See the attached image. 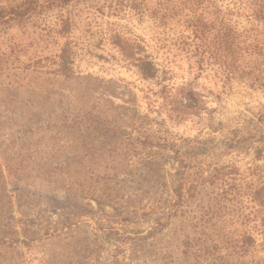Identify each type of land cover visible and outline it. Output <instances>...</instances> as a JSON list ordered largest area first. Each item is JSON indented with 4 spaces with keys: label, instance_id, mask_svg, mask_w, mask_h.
Here are the masks:
<instances>
[{
    "label": "rangeland",
    "instance_id": "rangeland-1",
    "mask_svg": "<svg viewBox=\"0 0 264 264\" xmlns=\"http://www.w3.org/2000/svg\"><path fill=\"white\" fill-rule=\"evenodd\" d=\"M130 2L72 0L0 25V264H215L191 242L198 202L154 237L156 214H145L175 168L167 145L223 138L236 120L264 111V89L224 84L213 67L193 72L179 46L183 23L140 16ZM115 32L144 45L161 66L158 77L140 74L113 45ZM67 40L70 78L53 72ZM187 88L199 93L198 115L179 102ZM207 153L197 168L254 164L247 149ZM115 230L147 237L119 244ZM261 242L241 264H264Z\"/></svg>",
    "mask_w": 264,
    "mask_h": 264
},
{
    "label": "trees",
    "instance_id": "trees-1",
    "mask_svg": "<svg viewBox=\"0 0 264 264\" xmlns=\"http://www.w3.org/2000/svg\"><path fill=\"white\" fill-rule=\"evenodd\" d=\"M71 1L8 0L0 5V25L25 22L38 10L63 7ZM129 5L140 16L183 23L179 46L193 72L201 74L213 67L215 77L224 84L238 80L264 89V0H131ZM58 32L64 38L71 33L70 19L63 21ZM111 41L144 78L158 77L160 64L137 38L115 32ZM74 54L69 40L61 44L54 55V74L72 77ZM163 72L171 74L172 69L166 67ZM198 95L194 88L185 89L179 100L183 111L202 112ZM167 146L175 168L164 180L152 211L145 214H156L147 236L161 233L186 207L198 202L197 236L191 242L215 264H241L239 258L255 249L260 239L264 244V163L260 164L264 162V111L236 120L227 126L223 138L186 137ZM246 149L252 151L254 161L246 170L232 163L205 169L195 164L207 152L227 155ZM114 233L119 244L147 237ZM191 242L187 241L188 247Z\"/></svg>",
    "mask_w": 264,
    "mask_h": 264
}]
</instances>
